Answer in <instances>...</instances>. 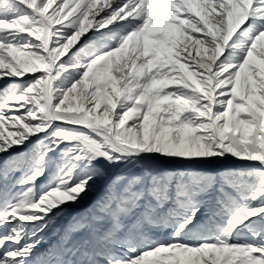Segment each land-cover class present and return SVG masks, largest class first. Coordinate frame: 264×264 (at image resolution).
<instances>
[{
  "label": "snow or ice",
  "instance_id": "obj_1",
  "mask_svg": "<svg viewBox=\"0 0 264 264\" xmlns=\"http://www.w3.org/2000/svg\"><path fill=\"white\" fill-rule=\"evenodd\" d=\"M0 264H264V0H0Z\"/></svg>",
  "mask_w": 264,
  "mask_h": 264
}]
</instances>
